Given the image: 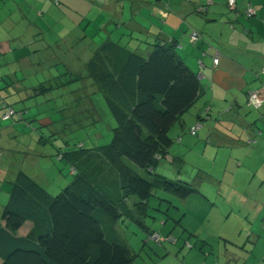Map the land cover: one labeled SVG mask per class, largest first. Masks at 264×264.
<instances>
[{
	"label": "crops",
	"instance_id": "1",
	"mask_svg": "<svg viewBox=\"0 0 264 264\" xmlns=\"http://www.w3.org/2000/svg\"><path fill=\"white\" fill-rule=\"evenodd\" d=\"M235 2L238 16L227 0H0V84L3 75L15 82L16 92L7 89L11 99L39 94L40 83L30 82L37 67L31 59L43 58L37 54L41 50L48 51V58L58 59L53 47L59 48L60 40L77 39L78 29L84 42L100 37V44L83 62V76H87L88 60L109 41L138 47L147 54L152 44H169L196 74L199 96L189 108V118L176 124L196 137L192 144L187 142L188 147L203 148L204 153L209 149L207 154L214 155L215 164L220 155L237 170L224 179L223 192L230 197L218 235L226 249L214 253L207 239L201 247L199 234L195 246L180 258L185 252H174L163 240L158 242L161 246L149 248L156 256L148 250V264H156L157 257L160 264H264V101L257 109L247 104L251 91L264 98V0ZM247 6L255 10L254 15L243 14ZM45 30L51 37L45 36ZM191 32L199 35L197 41L190 40ZM216 55L218 63L214 64ZM73 67L69 69L79 74ZM89 102L86 107L95 109L93 101ZM36 116L30 109L27 117L32 119L27 124L36 122ZM196 122L199 127L194 136L189 128ZM178 137L175 140L182 143ZM179 158L168 150L158 164L169 159L173 166H180L176 169L180 174L184 162ZM2 172L0 182L7 177ZM0 188L9 193L8 184L0 183ZM231 197L237 206L231 205ZM187 215L181 222L191 223ZM189 225L184 231L196 234L197 227ZM147 238L151 239L148 233Z\"/></svg>",
	"mask_w": 264,
	"mask_h": 264
},
{
	"label": "trees",
	"instance_id": "2",
	"mask_svg": "<svg viewBox=\"0 0 264 264\" xmlns=\"http://www.w3.org/2000/svg\"><path fill=\"white\" fill-rule=\"evenodd\" d=\"M231 9L240 14L236 2ZM85 70L87 76L71 72L67 79L90 80V88L102 94L115 120L111 139L104 146L67 156L74 177L56 195L21 170L12 180H4L10 189L0 215V264H132L135 254L117 226L139 217L130 214L135 209L146 211L156 190L180 199L197 192L180 179L155 172L173 143L171 127L182 120L201 90L196 74L171 45L152 44L147 54L109 41L97 49ZM46 78L39 86L60 87L68 81ZM1 79L0 120L17 115L24 122L32 119L27 117L30 109L40 113L31 104L36 95L11 99L7 89L16 92L15 82L7 75ZM263 101L253 108H260ZM59 155L63 159L65 153ZM138 169L146 170L148 177ZM130 196L137 198L133 211L127 206ZM136 222L151 235L144 218Z\"/></svg>",
	"mask_w": 264,
	"mask_h": 264
},
{
	"label": "rangeland",
	"instance_id": "3",
	"mask_svg": "<svg viewBox=\"0 0 264 264\" xmlns=\"http://www.w3.org/2000/svg\"><path fill=\"white\" fill-rule=\"evenodd\" d=\"M36 23L43 28L40 19H36ZM44 33L45 36L51 37L48 30ZM77 34V39L60 40V43H57L59 48L53 47L58 58L56 60L47 57L48 51L37 52L43 58L31 59L32 62L37 63V67L33 68L30 82L42 83L44 79H48L46 76H56L57 78L53 79L54 82L59 79L65 81L68 74L72 72L65 73L71 65L77 68L80 74L83 72V62L100 44L97 42L100 37L94 42H87V40L84 42L83 38L79 37L80 29ZM68 38L70 36L66 39ZM67 80V83L60 87L51 88L44 84V87L39 86V94L31 103L35 105L33 108L40 112L36 114L40 118L39 121L27 124L28 121L23 122L17 115L14 119L0 120V172L5 171V175L7 174L5 179L14 178L15 174L21 170L34 177L51 195H56L74 177L67 164L69 162L67 156H74L83 152L84 149L109 143L115 120L109 113L102 94L90 88V80H86V83L81 80L69 82L70 78ZM89 100L93 101L95 109L86 107L90 104ZM13 106L17 109V106L14 104ZM191 111L192 109H189L182 118H189ZM43 123L48 126H42ZM169 135L173 138L169 148L170 155L180 156L181 158L177 160L184 162L180 174L176 170L180 166H173L169 159H163L155 172L171 180L182 179L186 184L196 187L197 192L186 199H180L171 193L156 190L148 200L147 209L143 213L138 209L134 210L133 204L137 198L129 197L127 206H133L130 209L134 210L130 214H138L139 217L133 218L132 221H125L126 223L121 222L117 228L131 250L137 253L132 264H148L151 254L156 256L149 248L161 246L154 239L147 238V233L136 222V219L140 220V218H144L145 224L152 233L165 238V247L173 248L174 252L177 250L185 252L180 254V258L189 251V247L195 246L199 234L201 247H205L202 240L207 239L212 244L208 247H212L215 250L214 253L226 249L224 241L218 235V228L227 215L225 214L227 199L230 197L223 192L224 179L235 174L237 170L232 167V164L227 166L224 163L225 159H222L220 155L216 158L215 164L214 155L207 154L209 149L204 153L203 148L188 147L187 142L192 144L196 140L194 139L196 137L188 135V129L181 130L176 124L169 131ZM176 136H179L178 139H182L183 142L178 143L175 140ZM79 146L82 148H78ZM60 153H65L63 159ZM138 171L143 177H148L146 170L138 169ZM5 175L3 174L2 179ZM5 182L2 180L0 183ZM7 200L8 193L4 188H0V215ZM230 203L237 206L236 200L232 197ZM185 214H188L191 221L189 224L197 227L196 234H192L194 233L192 231H184L186 224L189 225L181 222ZM168 237H172L174 241H169ZM148 250L151 252L150 255ZM154 263L160 264L161 258L157 257Z\"/></svg>",
	"mask_w": 264,
	"mask_h": 264
},
{
	"label": "built area",
	"instance_id": "4",
	"mask_svg": "<svg viewBox=\"0 0 264 264\" xmlns=\"http://www.w3.org/2000/svg\"><path fill=\"white\" fill-rule=\"evenodd\" d=\"M227 3L228 5L231 7V8H234L235 7V0H227ZM255 14V10L249 6L247 7V9H245V15L246 16H252ZM199 39V35L196 33V32H191L190 34V40L192 42H195ZM218 63V55H216V57L214 58V64H217ZM263 71H264V68H263ZM262 97L259 95L258 92L256 91H251L248 93L247 95V104L252 106V107H258L261 105L262 103ZM11 111L7 112L6 114H4V119L7 118L9 115H10ZM199 125H195L193 126L191 129H190V133L192 135H194L196 133V130L198 129ZM151 238L155 239L156 241H162L164 240L163 238L159 237L158 235L156 234H153L151 235ZM168 240L169 241H174V239L172 237H168Z\"/></svg>",
	"mask_w": 264,
	"mask_h": 264
},
{
	"label": "clouds",
	"instance_id": "5",
	"mask_svg": "<svg viewBox=\"0 0 264 264\" xmlns=\"http://www.w3.org/2000/svg\"><path fill=\"white\" fill-rule=\"evenodd\" d=\"M153 234H154V233H152L151 235H153ZM151 235H150V237H151ZM156 235H158V234H156ZM158 236H159V235H158ZM159 237H160V236H159ZM152 239H153V238H152ZM163 239H164V238H163ZM154 240H155V239H154ZM164 240H165V239H164ZM155 241H156V240H155ZM162 241H163V240H162ZM162 241H161V242H162ZM157 242H159V241H157Z\"/></svg>",
	"mask_w": 264,
	"mask_h": 264
}]
</instances>
